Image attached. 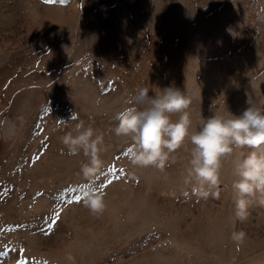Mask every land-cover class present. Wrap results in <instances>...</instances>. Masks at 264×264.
<instances>
[{
  "label": "rangeland",
  "instance_id": "obj_1",
  "mask_svg": "<svg viewBox=\"0 0 264 264\" xmlns=\"http://www.w3.org/2000/svg\"><path fill=\"white\" fill-rule=\"evenodd\" d=\"M169 87L191 100L190 134L264 109V0H0V264H264L259 195L235 216L251 149L222 160L220 197L205 200L185 183L190 135L161 172L133 166L115 134L139 89ZM80 121L103 135L90 178L61 142Z\"/></svg>",
  "mask_w": 264,
  "mask_h": 264
},
{
  "label": "clouds",
  "instance_id": "obj_2",
  "mask_svg": "<svg viewBox=\"0 0 264 264\" xmlns=\"http://www.w3.org/2000/svg\"><path fill=\"white\" fill-rule=\"evenodd\" d=\"M96 103H100L97 98ZM131 104L141 108L127 107L117 114L115 134L127 137L132 142L130 160L133 166L155 167L163 172L168 166L170 155L181 148L190 135L193 145L190 153V167L185 183L191 184V192L198 199L220 197V170L222 160L235 149L248 148L251 151L235 169L238 180L232 188L238 193L235 202L236 218L243 222L248 218V197L259 195L258 203L264 206V109L248 106L240 115L232 118L213 115L202 127L190 134L191 119L187 111L191 100L179 89L169 87L161 94L149 96L148 89H139ZM172 114H180L173 121ZM62 144L70 156L83 152L87 162L82 163L81 172L85 177H94L102 168L100 158L103 152V135L97 134L83 121L61 137ZM85 206L93 215H101L106 208L104 194L96 191L85 193ZM246 234L233 232L231 240L240 247Z\"/></svg>",
  "mask_w": 264,
  "mask_h": 264
},
{
  "label": "snow or ice",
  "instance_id": "obj_3",
  "mask_svg": "<svg viewBox=\"0 0 264 264\" xmlns=\"http://www.w3.org/2000/svg\"><path fill=\"white\" fill-rule=\"evenodd\" d=\"M129 151H130V149H129ZM109 183H111V182H109ZM80 198L79 197H77V200H79ZM69 203H71V201H69Z\"/></svg>",
  "mask_w": 264,
  "mask_h": 264
}]
</instances>
